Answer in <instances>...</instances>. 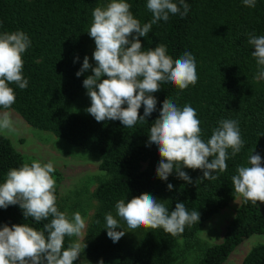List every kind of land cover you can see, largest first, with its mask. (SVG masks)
<instances>
[{
	"label": "trees",
	"instance_id": "16d2710c",
	"mask_svg": "<svg viewBox=\"0 0 264 264\" xmlns=\"http://www.w3.org/2000/svg\"><path fill=\"white\" fill-rule=\"evenodd\" d=\"M98 1L0 0V32L19 29L31 41L23 54V76L28 85L23 90L10 85L16 95L11 109L27 124L93 150L99 156L98 167L111 177L100 179L92 191L96 207L86 226L83 250L89 259L98 264H173L182 251L199 245L190 264H220L244 238L264 234V215L258 202L254 205L239 197L218 242L199 243L195 236L202 221L236 195L231 176L236 174L237 165L247 163L252 150L261 156L264 166V77L247 42L249 33L264 35V0H256L254 8L245 6L242 0H185L189 12L184 18L170 15L167 22L159 21L146 37H140L145 49L164 44L173 60L185 51L192 53L198 81L183 91L161 84L160 91L153 93L156 110L146 122L131 128H125L119 120L97 122L89 113L71 107L85 89L86 71L80 76L76 73L86 56L85 37ZM126 2L141 24L151 20L147 0ZM165 98L179 107L188 104L196 110L205 141L221 119L238 121L244 144L235 157L229 150L228 168L214 173L217 179L201 181V169L186 167L181 170L191 177V183L180 179L175 168L167 180L156 175L161 157L157 146L148 143V135ZM139 113L143 115V105ZM24 161L9 139L0 135V182L9 169ZM169 183L173 185L171 190L167 188ZM144 192L164 203L169 211L177 202L184 203L189 212H199V222L186 226L176 237L161 228L143 227L114 243L104 228L105 214L115 210L117 200L127 202ZM57 206L61 210L58 198ZM47 222L25 218L18 204L0 208V227L27 223L43 230ZM68 244L69 237H65L64 246ZM240 264H264V243L252 245Z\"/></svg>",
	"mask_w": 264,
	"mask_h": 264
},
{
	"label": "clouds",
	"instance_id": "9594fccd",
	"mask_svg": "<svg viewBox=\"0 0 264 264\" xmlns=\"http://www.w3.org/2000/svg\"><path fill=\"white\" fill-rule=\"evenodd\" d=\"M242 2L250 8L256 6V0ZM146 8L152 18L144 24L134 17L126 0H108L92 10L87 32L95 43L92 58L96 66L92 67L85 56L76 75L92 70L93 74L83 80V87L91 101L86 111L97 122L119 120L125 128L134 127L138 122H146V117L156 110L153 93L160 91L161 84L168 83L183 91L198 81L192 53L185 51L173 60L164 44L145 49L139 39L146 37L159 21L167 22L170 15L184 18L189 12L188 4L185 0H147ZM247 42L254 49L251 56L262 68L260 76L264 77V35L249 33ZM30 46V38L22 30L0 32V109L3 110L0 111V135L16 132L9 111L16 95L10 85L15 84L22 90L27 87L23 54ZM142 105L143 115L139 113ZM200 123L193 107L188 104L179 107L171 98L164 99L148 135V143L157 146L161 157L155 170L161 180H167L175 168L180 179L191 183V177L182 167L201 169V181L215 180L214 173H223L228 168L229 150L232 157L240 152L244 141L237 120L221 119L206 141L201 138ZM54 172L51 161L33 159L9 169L0 182V208L18 204L25 218L48 221L43 230L27 223L0 227V264H74L86 247L85 221L81 214L74 212L70 218L57 206ZM235 173L231 176L234 192L245 202L264 203L261 156L252 150L247 163L237 165ZM99 174L111 179L106 172ZM172 187L170 183L167 185L169 190ZM115 212L116 216L110 212L105 214L104 227L114 243L125 234L122 225L129 231L140 227L161 228L176 237L200 219L199 212H189L184 203L177 202L174 210L169 211L147 192L127 202L123 198L117 200ZM65 237L78 239L65 247Z\"/></svg>",
	"mask_w": 264,
	"mask_h": 264
},
{
	"label": "rangeland",
	"instance_id": "374dc122",
	"mask_svg": "<svg viewBox=\"0 0 264 264\" xmlns=\"http://www.w3.org/2000/svg\"><path fill=\"white\" fill-rule=\"evenodd\" d=\"M107 2L108 0H99L96 6ZM85 45L89 63L92 67H95V61L92 58L95 43L88 32L85 37ZM92 74L91 68L86 70V77ZM90 103L87 89H84L72 102L71 107L76 111L88 113L86 109L90 106ZM0 111L3 110L0 109ZM9 111L15 121L16 132L6 137L25 161L36 159L53 163L55 167L53 177L57 184V198L61 210L67 212L70 218L74 212L78 211L81 214L85 221L83 229V235H85L87 223L96 207V200L92 196V191L97 182L105 177L99 174L104 172L98 167L99 156L93 150L73 145L63 138L53 135L50 131L35 128L27 124L13 109H9ZM239 197L236 194L227 205L202 221L195 234L199 243H214L221 239L224 227L239 203ZM258 207L264 215V203L258 201ZM111 213L116 216L115 210ZM122 227L125 230V235L137 231V229L129 231L126 225H122ZM77 239L76 237L69 238V243L75 242ZM79 242L83 244V240ZM257 243H264V234L253 233L244 238L220 264H240L246 251ZM199 250V245H195L186 251H182L173 264H190ZM76 262L80 264H98L85 256L83 252Z\"/></svg>",
	"mask_w": 264,
	"mask_h": 264
}]
</instances>
